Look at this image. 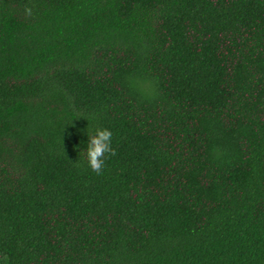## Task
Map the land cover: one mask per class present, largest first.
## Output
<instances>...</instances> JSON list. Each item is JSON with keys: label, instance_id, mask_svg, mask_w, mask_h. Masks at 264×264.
I'll list each match as a JSON object with an SVG mask.
<instances>
[{"label": "trees", "instance_id": "trees-1", "mask_svg": "<svg viewBox=\"0 0 264 264\" xmlns=\"http://www.w3.org/2000/svg\"><path fill=\"white\" fill-rule=\"evenodd\" d=\"M4 256L264 264V0H0Z\"/></svg>", "mask_w": 264, "mask_h": 264}, {"label": "clouds", "instance_id": "clouds-1", "mask_svg": "<svg viewBox=\"0 0 264 264\" xmlns=\"http://www.w3.org/2000/svg\"><path fill=\"white\" fill-rule=\"evenodd\" d=\"M32 9L25 7V14L30 16ZM113 133L108 129H97L95 134H88V143L86 152L83 153L92 172L101 175L105 168L107 159L116 156L117 152L112 147ZM7 256L0 257V264H6Z\"/></svg>", "mask_w": 264, "mask_h": 264}]
</instances>
